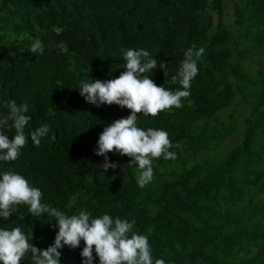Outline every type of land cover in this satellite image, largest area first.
Masks as SVG:
<instances>
[{
	"label": "trees",
	"instance_id": "16d2710c",
	"mask_svg": "<svg viewBox=\"0 0 264 264\" xmlns=\"http://www.w3.org/2000/svg\"><path fill=\"white\" fill-rule=\"evenodd\" d=\"M226 7V0H0V102L30 105L26 134L50 127L39 146L29 138L3 168L24 175L43 202L70 215L87 209L135 218L154 258L264 264V0L234 1L229 24ZM37 38L43 54L30 52ZM193 44L205 53L183 107L138 114L139 126L163 128L181 142L177 158H157L144 188L126 155L108 153L118 167L103 172L104 158L93 153L98 136L130 110L85 102L79 81L117 77L121 49L146 48L168 63L151 78L174 89L171 76ZM0 112H7L3 103ZM4 131L11 139L14 130ZM49 220L19 205L0 227L31 229L33 243L45 249L56 231ZM82 247L62 249L61 264H72ZM21 263L32 264L30 254Z\"/></svg>",
	"mask_w": 264,
	"mask_h": 264
},
{
	"label": "clouds",
	"instance_id": "9594fccd",
	"mask_svg": "<svg viewBox=\"0 0 264 264\" xmlns=\"http://www.w3.org/2000/svg\"><path fill=\"white\" fill-rule=\"evenodd\" d=\"M23 39V37H21ZM66 51V45H57ZM31 53H44V44L34 39ZM205 53L203 46L191 45L184 50L176 74L171 83L176 88L157 85L151 78L154 70L165 71L168 63L153 56L146 48H123L124 64L119 76L99 80L86 76L79 81L80 96L85 102L99 108L101 105H117L126 108L129 114L110 122L99 134L93 153L104 158L103 172L116 169L118 162L110 161L108 153L128 156V165L136 169L135 181L140 188L149 185L154 177L153 163L157 158L175 160L181 142L175 144L163 128L141 127L138 114L156 117L159 113L181 108L191 94L193 80L199 73L198 62ZM7 112H0V221H8L17 206H27L32 217H49L55 221L53 242L45 249H38L33 243L31 229L21 226L0 227V264H23L21 261L30 254L32 264H61V250L65 247L80 248L72 264H174L163 257L154 258L148 235L135 231V218L131 220L113 216L107 212L93 215L87 209L68 214L63 209L43 202V193L24 175L14 169H4L3 164L17 160L29 138L33 146H39L50 132L48 124H41L26 134L32 117L27 102L17 103L15 99L2 101ZM14 130L12 138L4 131ZM95 254V255H94ZM65 254H63L64 256ZM67 257V256H66Z\"/></svg>",
	"mask_w": 264,
	"mask_h": 264
},
{
	"label": "rangeland",
	"instance_id": "374dc122",
	"mask_svg": "<svg viewBox=\"0 0 264 264\" xmlns=\"http://www.w3.org/2000/svg\"><path fill=\"white\" fill-rule=\"evenodd\" d=\"M234 1H238V0H226L227 7H226V13H225V22L227 24L233 21L232 4ZM244 67H245V64H244Z\"/></svg>",
	"mask_w": 264,
	"mask_h": 264
}]
</instances>
